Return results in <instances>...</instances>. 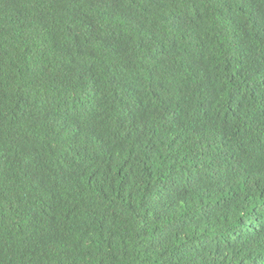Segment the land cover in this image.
<instances>
[{
	"label": "trees",
	"instance_id": "obj_1",
	"mask_svg": "<svg viewBox=\"0 0 264 264\" xmlns=\"http://www.w3.org/2000/svg\"><path fill=\"white\" fill-rule=\"evenodd\" d=\"M0 264H264V0H0Z\"/></svg>",
	"mask_w": 264,
	"mask_h": 264
}]
</instances>
